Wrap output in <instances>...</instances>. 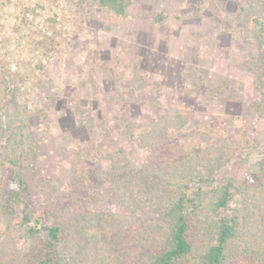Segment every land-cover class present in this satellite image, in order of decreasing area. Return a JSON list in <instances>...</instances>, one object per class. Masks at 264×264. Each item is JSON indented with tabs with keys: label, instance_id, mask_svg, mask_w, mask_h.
<instances>
[{
	"label": "rangeland",
	"instance_id": "1",
	"mask_svg": "<svg viewBox=\"0 0 264 264\" xmlns=\"http://www.w3.org/2000/svg\"><path fill=\"white\" fill-rule=\"evenodd\" d=\"M176 11L181 28L157 20ZM252 16L264 21L261 0H132L123 16L95 0H0V159L30 150L33 181L50 188L62 186L65 162L94 171L100 153L142 166L145 151L132 134L180 108L188 151L198 132L236 144L218 181L261 183L264 116L255 108L260 47ZM4 182L9 187L10 177ZM117 190L112 181L99 186L90 219L112 209ZM138 208L153 223L164 205L145 199ZM49 217L61 221L54 210ZM8 225L0 213L1 259L14 264L7 251L27 254L33 241L26 229L4 240ZM59 250L71 257L75 245L65 240Z\"/></svg>",
	"mask_w": 264,
	"mask_h": 264
},
{
	"label": "trees",
	"instance_id": "2",
	"mask_svg": "<svg viewBox=\"0 0 264 264\" xmlns=\"http://www.w3.org/2000/svg\"><path fill=\"white\" fill-rule=\"evenodd\" d=\"M131 1L95 0L98 7L122 16ZM261 7L264 12V0ZM165 17L181 28L178 11L159 13L157 20ZM250 26L260 47L255 108L264 116V21L252 16ZM187 120L176 108L132 134L145 151L142 166L112 152L98 154L94 171L65 162L60 188L33 181L28 149L6 162L0 159V213L9 217L4 240L26 229L33 241L27 254L7 251L14 264H264V165L259 184L218 181L217 172L238 152L236 144L198 132L193 151H188L183 141ZM106 181L118 188L112 209L94 211L90 219L88 204ZM145 199L164 205L157 222L139 210ZM53 210L61 221L49 217ZM65 240L75 245L71 257L59 250Z\"/></svg>",
	"mask_w": 264,
	"mask_h": 264
}]
</instances>
